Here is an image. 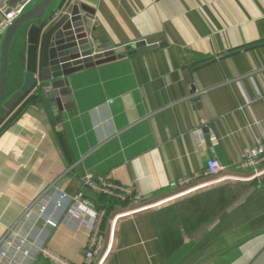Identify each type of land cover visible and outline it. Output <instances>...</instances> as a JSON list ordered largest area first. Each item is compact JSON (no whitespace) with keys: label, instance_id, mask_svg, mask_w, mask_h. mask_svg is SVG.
<instances>
[{"label":"crops","instance_id":"1","mask_svg":"<svg viewBox=\"0 0 264 264\" xmlns=\"http://www.w3.org/2000/svg\"><path fill=\"white\" fill-rule=\"evenodd\" d=\"M56 1L85 6L94 50L164 42L68 75L59 121L36 87L0 119V264H52L38 246L83 264L92 215L71 199L107 175L131 193L103 208L85 198L104 211L95 264H250L264 248V160L237 164L264 137V0ZM28 29L9 50L8 95Z\"/></svg>","mask_w":264,"mask_h":264},{"label":"water","instance_id":"2","mask_svg":"<svg viewBox=\"0 0 264 264\" xmlns=\"http://www.w3.org/2000/svg\"><path fill=\"white\" fill-rule=\"evenodd\" d=\"M3 1L4 4L0 0V14L7 12L11 3H17L18 0ZM92 23L85 6L72 4L63 8V1L56 0H33L27 3L21 14L0 32V119L36 87L37 92L42 91L46 95L59 121L58 112L73 106L72 95L66 85L68 75L100 62L142 53L164 42V36L160 35L123 46L110 45L94 50L89 38ZM25 27L29 28L25 79L20 87L8 95L9 50ZM196 107L200 110L199 103ZM250 264H264V248Z\"/></svg>","mask_w":264,"mask_h":264},{"label":"built area","instance_id":"3","mask_svg":"<svg viewBox=\"0 0 264 264\" xmlns=\"http://www.w3.org/2000/svg\"><path fill=\"white\" fill-rule=\"evenodd\" d=\"M30 0H22V2L12 6L7 12H2V19L0 23V31L5 30L11 20L17 17L27 3ZM264 160V137L258 138L254 145L249 148H246L243 152V157L237 164L238 167L248 168L257 166L258 163ZM206 172L205 175H214L220 172L221 164L215 158H210L207 160L206 163ZM83 189H91L96 192H99L105 196L116 197L119 199H125L131 193L130 188L122 187L116 183H114L110 177L107 176H99L96 178L88 177L83 183ZM63 199V195H60L59 201ZM73 201L81 203L84 208L91 212L92 215V222H91V234L89 236V240L86 243L85 252H84V262L83 264H95V257L100 253L103 245H102V235H101V227L100 224L104 217V211H100L98 209H93L89 207L88 201L84 198V192L81 191L76 196L71 199ZM44 211V210H43ZM46 222L49 223L50 221L46 219ZM4 243L9 246H16L19 248L20 244H23V241H20L18 245L13 244L11 240L4 239ZM25 254H30L29 251H25ZM41 254L42 256L46 257L50 260L52 264H73L69 263L68 261L64 260L60 256H58L55 252L51 251L47 247L38 246L33 255Z\"/></svg>","mask_w":264,"mask_h":264},{"label":"trees","instance_id":"4","mask_svg":"<svg viewBox=\"0 0 264 264\" xmlns=\"http://www.w3.org/2000/svg\"><path fill=\"white\" fill-rule=\"evenodd\" d=\"M22 108L21 109H18V110H16L12 115L13 116H11V118L9 119V121L7 122V124L4 126V128L6 127V126H8L13 120H15L18 116H19V114L22 112ZM91 192L90 193H88V195H85V198L89 201H91V202H93V203H96L100 208H103V207H105V202L106 201H108V199H114L113 197H110V196H105V195H103V194H101V193H99V192H96V191H94V190H91V189H89Z\"/></svg>","mask_w":264,"mask_h":264},{"label":"rangeland","instance_id":"5","mask_svg":"<svg viewBox=\"0 0 264 264\" xmlns=\"http://www.w3.org/2000/svg\"><path fill=\"white\" fill-rule=\"evenodd\" d=\"M217 174H218V173H217ZM215 175H216V174H214V175H209V176H210V178H215ZM223 183H224V182H223ZM221 184H222V183H221ZM220 188H222V186H221ZM220 188H219V189H220ZM219 189H216V190H219ZM198 191H199V192H197V191H196V192H192L191 195L195 194V195H193V196L196 197L198 194H202V193L206 192V191H201V190H198ZM215 194H216V193L213 192L212 196H215ZM188 195L190 196V194H188ZM188 195H186V196H188ZM186 196H183V197H186ZM183 197H182V198H183ZM199 197H200V196H198V198H196V199H197V200H201V199L203 198L202 196H201L202 198H201V197L199 198ZM192 199H195V198H192ZM175 200H177V201L180 200V201H181L182 199L179 198V199H175ZM175 200H172V201H175ZM184 200H186V199H184ZM172 201H170V202H172ZM165 204H167V203H165Z\"/></svg>","mask_w":264,"mask_h":264}]
</instances>
